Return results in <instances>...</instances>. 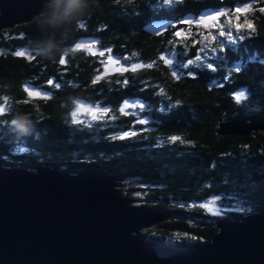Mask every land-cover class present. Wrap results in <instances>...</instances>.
I'll list each match as a JSON object with an SVG mask.
<instances>
[{
	"label": "trees",
	"instance_id": "16d2710c",
	"mask_svg": "<svg viewBox=\"0 0 264 264\" xmlns=\"http://www.w3.org/2000/svg\"><path fill=\"white\" fill-rule=\"evenodd\" d=\"M245 4L255 11L243 40L224 48L211 68L172 75L163 53L175 50L187 62L202 48L195 27L185 40L176 35L189 29L187 19L226 10L231 15ZM258 9H264V0H97L77 25L40 29L34 19L0 31V104L4 98L9 102L0 112V167L119 176L133 187L129 193L152 201L138 207L176 217L155 226L160 237L148 232L142 237L183 249L210 243L219 231L217 220L240 221L253 211L211 216L203 205L220 194L248 198L249 189L231 191L229 178L245 185V166L264 156L262 131L241 138L216 135L221 123L264 121V14ZM153 23L169 26L153 35L147 30ZM83 42L132 58L141 68L103 77L101 56L74 50ZM240 92L246 99L237 101ZM136 101L146 105V125L119 111ZM81 102L110 108L113 120L74 123L72 113ZM124 132L129 136L116 138ZM247 183L252 192L264 186L261 179ZM184 214L188 221L178 219Z\"/></svg>",
	"mask_w": 264,
	"mask_h": 264
},
{
	"label": "water",
	"instance_id": "95a60500",
	"mask_svg": "<svg viewBox=\"0 0 264 264\" xmlns=\"http://www.w3.org/2000/svg\"><path fill=\"white\" fill-rule=\"evenodd\" d=\"M44 4L0 0V31L33 21ZM221 13L228 11L207 22ZM168 26L153 23L147 30L160 35ZM256 131L264 132V121L221 123L216 135ZM33 170L0 167V264H264V209L240 221L217 220L210 243L183 249L140 236L166 215L133 206L129 191L124 196L117 189L123 178Z\"/></svg>",
	"mask_w": 264,
	"mask_h": 264
},
{
	"label": "rangeland",
	"instance_id": "374dc122",
	"mask_svg": "<svg viewBox=\"0 0 264 264\" xmlns=\"http://www.w3.org/2000/svg\"><path fill=\"white\" fill-rule=\"evenodd\" d=\"M165 2L170 4L172 2L174 3L175 0H165ZM241 7L242 9H245V10L240 11V12L236 11L235 13L231 15H229V13H226V15L221 16L214 23H208L206 19L207 16L211 15V14L208 15L211 12H207L203 14L202 17L199 19L194 20L193 18H191L185 21L186 24L189 25V29L180 31L181 35L178 36V38L180 40H185L186 38H188L192 27H195L198 31H200L202 33V37L200 39L201 46L202 48L207 46L206 51L203 53L200 52L199 54L202 57L201 61L197 62L194 65L185 67L187 62L180 61L178 59V56L180 55L175 50L171 52L163 53L161 55V58L172 69L173 72H176L179 74H181L182 69H189L191 67H200V66L209 67V65H212L211 63L212 60L219 58V55L224 48L229 47V46H235L238 42L243 40L245 35L251 30L252 28L251 18L253 16L255 9L253 6H250V5L248 6V4L241 5ZM258 10L264 14V9H258ZM220 31H223L225 35L219 36L218 33ZM229 35H231V37L235 40V42H233V39L228 38ZM241 36L243 37L242 39L240 38ZM82 44L86 46L83 49H85L89 53H92L94 55H99L102 57L101 64L103 65V73L101 76L103 77L114 74V73H123V72L130 71L133 69L141 68L139 67V63L134 62V59L132 58L124 59V58L112 55L110 51H100L97 49L96 45L93 43L83 42ZM213 48H215V51L212 50ZM168 60H172L171 65L168 64ZM2 101L3 103L0 104V107H3V108L5 106L8 107L9 102H7L6 98L2 99ZM81 104H83V102H81ZM132 104H137V105L143 104L144 108L143 109L139 107L127 108L124 110L123 114L133 115L137 119L136 123H140L141 120H144L146 121V123L142 125H146L148 119L143 115V113L146 111V105L141 101H136ZM83 105L85 106V108L90 107L89 105H86V104H83ZM107 109H109V111L107 112V114L103 116L102 119L100 118V113L97 112L96 113L97 119L92 120L91 119L92 113L84 111V110L77 112L76 119L80 121L79 123L89 124V126L96 122L113 120V116H114L113 111L110 108H107ZM35 152L38 154L40 151H35ZM35 152H29V155L34 156V154L36 155ZM122 184H123V187H120L117 189H120L122 192V195L126 196L128 192L127 189L133 188V187L131 186L130 183H127L124 180L122 181ZM129 197L133 200V203H132L133 206H139L141 204L152 203V201L150 200L146 202V197L142 193L140 195H137V194H131L130 192ZM212 201H215L216 203L212 204ZM205 204L209 205V207H214L218 209L220 212L218 216L220 215L227 216L228 215L227 212H230V213L233 211L243 212L244 210H247V211L249 210V208H245L243 206L242 201H240V199H238L235 195H225V194L218 195L217 197L210 199L209 202H206ZM207 212L209 213L208 210ZM211 216H213V214ZM174 218L176 219V217L174 216L172 217L168 216L166 217V221L170 219H174ZM178 219L179 220L182 219L183 221L189 220L187 219L186 215L180 218L178 217ZM191 221L194 222L195 220H191ZM146 232L150 233V236H153V237L156 236V238L160 237L158 235L159 234L158 227H152L150 229L143 230L140 232V236L142 233H146ZM146 239L148 240L149 238H146ZM177 239H180V236H177ZM173 240H176V239L169 238L170 242H172ZM149 241H153V240L149 239Z\"/></svg>",
	"mask_w": 264,
	"mask_h": 264
},
{
	"label": "clouds",
	"instance_id": "9594fccd",
	"mask_svg": "<svg viewBox=\"0 0 264 264\" xmlns=\"http://www.w3.org/2000/svg\"><path fill=\"white\" fill-rule=\"evenodd\" d=\"M93 4H97V0H45L35 22L40 29L47 27L53 30L62 29L65 25H77L81 19L90 14V7ZM48 54L47 50H41V55ZM15 123L20 122L15 121Z\"/></svg>",
	"mask_w": 264,
	"mask_h": 264
},
{
	"label": "snow or ice",
	"instance_id": "6c2138e0",
	"mask_svg": "<svg viewBox=\"0 0 264 264\" xmlns=\"http://www.w3.org/2000/svg\"><path fill=\"white\" fill-rule=\"evenodd\" d=\"M70 6H71V5H70ZM244 10H245V9H236L237 12L244 11ZM220 15H226V13H221ZM211 19L214 20L215 17L213 16V17H211ZM189 23H191V22H189ZM218 34H219V36H224V35H225V33H224L223 31H220ZM176 35H177V36H180L181 33H180V32H177ZM228 38H229V39H233V38L231 37V35H229ZM240 38L242 39L243 37L241 36ZM233 42H235L234 39H233ZM85 47H86V46H85L84 44H76L74 50L82 49V48H85ZM206 47H207V46H205L204 48L199 49V51H200L201 53L205 52V51H206ZM212 50L215 51V48H213ZM22 54H23V53H17V55H22ZM101 54H103V53H101ZM66 56H67V55H66ZM201 60H202L201 55H197V56L195 57L194 60H193V59H189V60L187 61V64L185 65V67H188V66L194 65V64H196L197 62H199V61H201ZM60 63H61V64L65 63V59L62 58L61 61H60ZM168 64L171 65V64H172V60H168ZM149 66H150V65H149ZM211 67H212V65H209V68H211ZM172 75L175 76V77H177V78H179V77L177 76V73H176V72H173ZM190 75H191V73H190ZM50 83H51V82H50ZM56 87H59V84H56ZM26 91H27V89H26ZM29 95H30V96H40L41 93H40V92H29ZM45 98H47V97H45ZM235 99H236L237 101H241L242 99H246V94H245L244 92H240V93L235 97ZM137 107L143 109V108H144V105H143V104H139V105H137V104H131V103L125 102L124 105H123V107H121V108L119 109V111H120V112H124V110L127 109V108H137ZM4 110H5V109H4L3 107H0V112H3ZM81 110H84V111H87V112H91V113H92V117H91L92 120L97 119V115H96L97 112L100 113V118L102 119L103 116H104L105 114H107V112L109 111V109H107V108H101L99 105H96V106H94V107H91V106H90V107L85 108V106H84L83 104H81V103H77L76 111H74V112L72 113L73 118H74V120H73L74 123H79V122H80L79 120L76 119V115H77V112H79V111H81ZM140 123H141V124H145L146 121L141 120ZM131 135H132V136H135L136 133H135V132H132ZM127 136H129V133H128V132H124L122 135H120V136H118V137H116V138H117V139H124V138L127 137ZM171 139H172L173 141H175V140H177V139H179V138H178V137H172ZM215 203H216L215 201H212V204H215ZM203 207L206 208V209H207L209 212H211L213 215H219V214H220V212H219L218 209H216V208H214V207H209V205H207V204L203 205ZM249 211H250V209H249Z\"/></svg>",
	"mask_w": 264,
	"mask_h": 264
},
{
	"label": "flooded vegetation",
	"instance_id": "af4514ba",
	"mask_svg": "<svg viewBox=\"0 0 264 264\" xmlns=\"http://www.w3.org/2000/svg\"><path fill=\"white\" fill-rule=\"evenodd\" d=\"M258 162H259V164L257 163V165H252L251 164V166L250 167L247 166V168L245 166L244 169L246 170V174H244L243 175V178H242L244 180V182L246 183L245 185L244 184H241V183H239L238 186L233 185V181L234 180L232 179V177L229 178V180L231 182H229L227 184V186L230 189H232L231 191L235 190V188H245L247 190L249 189L248 198L246 197L242 201L243 206L245 208L248 207L250 209V211L253 210L250 213L248 212L247 213L248 215L249 214H253V213L260 212L262 209H264V186L261 187V188H259V190L252 192L251 189H250L251 187H250L249 183H247V181L249 179H251V178L261 179V180L264 181V156L262 154L260 155V157L258 159ZM247 171H250V173H248ZM239 182H241V181H239ZM222 186H224V184ZM128 190L129 189H127V191ZM134 194H136V193H134ZM225 217H227V216H225ZM223 220H225V219L223 218Z\"/></svg>",
	"mask_w": 264,
	"mask_h": 264
}]
</instances>
